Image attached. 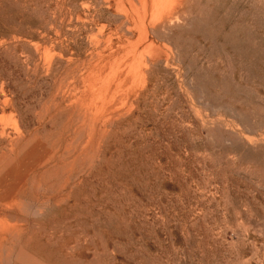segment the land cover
<instances>
[{
  "label": "rangeland",
  "instance_id": "rangeland-1",
  "mask_svg": "<svg viewBox=\"0 0 264 264\" xmlns=\"http://www.w3.org/2000/svg\"><path fill=\"white\" fill-rule=\"evenodd\" d=\"M161 1L0 0L7 264H264V0Z\"/></svg>",
  "mask_w": 264,
  "mask_h": 264
},
{
  "label": "bare ground",
  "instance_id": "bare-ground-1",
  "mask_svg": "<svg viewBox=\"0 0 264 264\" xmlns=\"http://www.w3.org/2000/svg\"><path fill=\"white\" fill-rule=\"evenodd\" d=\"M115 1V0H114ZM141 1V9H143V10H145L146 9V7H147V3H149L150 4V8H151V17H155V16H157V15H159L160 14V12H162V11H160L161 9H160V5L162 4V1L161 0H140ZM180 1V0H179ZM109 2V1H108ZM110 4V3H109ZM125 4V3H124ZM126 5V4H125ZM109 6V5H108ZM107 6V7H108ZM128 7V6H127ZM111 8V7H110ZM126 8V7H125ZM148 8H149V6H148ZM171 8H172V6L170 7V8H168V12H169V10H170V12H171ZM133 11V10H132ZM141 11V10H140ZM146 12V11H145ZM142 15V14H141ZM169 15H170V13H169ZM185 15V14H184ZM172 17V16H171ZM162 18H163V15H162ZM171 20V19H170ZM169 20V21H170ZM172 21V20H171ZM170 21V22H171ZM176 21V20H175ZM61 22V21H60ZM52 24V23H51ZM125 24V23H124ZM170 24H172V22L170 23ZM145 28V27H144ZM101 32H102V30H101ZM93 40V39H92ZM91 41V40H90ZM97 44V43H96ZM48 50V49H47ZM47 50H45L46 52H48ZM50 51V50H49ZM45 52V55L46 54H48V55H51L49 52L48 53H46ZM54 53V52H53ZM55 54V53H54ZM44 54H43V56H45ZM53 55V54H52ZM51 55V56H52ZM62 56V55H61ZM49 57V56H48ZM60 57V56H59ZM52 59V58H51ZM49 60V59H48ZM47 60V61H48ZM147 62V61H146ZM45 63H46V61H45ZM49 63H51L50 61H49ZM49 65V64H48ZM91 70V69H90ZM94 84V83H93ZM97 87V86H96ZM95 87V88H96ZM94 88V87H93ZM103 97H105V96H103ZM3 102V101H2ZM6 102V101H5ZM4 103V102H3ZM61 104V103H60ZM50 105V104H49ZM53 104H51L50 106H52ZM54 105H56V104H54ZM60 107H62V106H60ZM55 108V107H54ZM47 109H48V106H47ZM46 109V110H47ZM65 109H67V108H65ZM61 110H63V112H64V109H61ZM45 111V110H44ZM50 111V110H49ZM55 112V111H54ZM61 112V111H60ZM62 113V112H61ZM46 114V113H45ZM49 114H50V112H49ZM54 117V116H53ZM52 116H51V118H53ZM69 117V116H68ZM73 117V116H72ZM4 118V117H3ZM44 118H45V116H44ZM74 118V117H73ZM54 119V118H53ZM53 119H52V121H53ZM72 119V118H71ZM60 120H61V118H60ZM68 120V119H67ZM9 123V122H8ZM64 123V122H63ZM63 123H62V127H63ZM72 123H73V121H72ZM6 124V123H5ZM5 124H4V126H5ZM68 124V123H67ZM66 124V125H67ZM70 124V123H69ZM1 125V124H0ZM13 125H15V124H13ZM56 125H58V124H56ZM55 125V126H56ZM61 124H59L58 126H60ZM220 125H221V123H220ZM219 125V126H220ZM16 126H17V124H16ZM68 126V125H67ZM15 127V126H14ZM14 127H13V129H14ZM29 127V126H28ZM39 127V126H38ZM65 128H66V126H64ZM69 127V126H68ZM1 128V127H0ZM12 128V127H11ZM16 128V127H15ZM37 128V127H36ZM53 129L55 128V127H52ZM24 129V128H23ZM56 129V128H55ZM54 129V130H55ZM58 129V128H57ZM56 129V130H57ZM94 129V128H93ZM53 130V131H54ZM68 130V129H67ZM66 130V131H67ZM79 130H80V127H79ZM45 131V130H44ZM43 131V132H44ZM58 131V130H57ZM78 131V130H77ZM31 132V131H30ZM37 132V131H36ZM55 132V131H54ZM76 132V131H75ZM235 132H236V130H235ZM234 132V133H235ZM9 133V132H8ZM34 133V132H33ZM53 133V132H52ZM57 133V132H56ZM65 133V132H64ZM64 133H63V135H64ZM77 133V132H76ZM12 134H13V132H12ZM40 134H41V132H40ZM39 134V135H40ZM43 134V133H42ZM54 134V133H53ZM58 134V133H57ZM67 134V133H66ZM75 134V133H74ZM95 134V133H94ZM1 135V134H0ZM49 135V134H48ZM232 135V134H231ZM2 136V135H1ZM0 136V137H1ZM67 136V135H66ZM29 137V136H28ZM50 137V136H49ZM53 137H54V135H53ZM64 137V136H63ZM70 137V136H69ZM74 137V136H73ZM94 137V136H93ZM93 137H92V139H93ZM10 138V137H9ZM33 138V137H32ZM31 138V139H32ZM58 138V137H57ZM66 138V137H65ZM241 138V137H240ZM29 139V138H28ZM63 139V138H62ZM20 140V139H19ZM54 140H55V138H54ZM256 140V139H255ZM25 141V140H24ZM67 141V140H66ZM82 141V140H81ZM86 141H87V139H86ZM86 141H84V142H86ZM95 141V140H94ZM12 142V141H11ZM58 142V141H57ZM59 142H60V140H59ZM251 142V141H250ZM22 143H24V142H22ZM21 143V144H22ZM72 143V142H71ZM81 143V142H80ZM57 144V143H56ZM66 144V143H65ZM89 144V143H88ZM94 144V143H93ZM60 145H62V144H60ZM84 145H85V143H84ZM20 145H18V147H19ZM56 146V145H55ZM81 146V145H80ZM14 147V146H13ZM53 146H51V148H52ZM89 147V146H88ZM25 147H23V149H24ZM57 148V147H56ZM59 148V147H58ZM64 148V147H63ZM62 148V149H63ZM80 148V147H79ZM78 148V149H79ZM18 149V148H17ZM22 149V148H21ZM53 149V148H52ZM6 150V149H5ZM55 150H57V149H55ZM60 150V149H59ZM59 150H57V151H59ZM81 151V150H80ZM85 151V150H84ZM8 152V151H7ZM55 152V151H54ZM17 153V152H16ZM64 153V152H63ZM77 153H80L79 151L77 152ZM83 153V152H82ZM61 154V153H60ZM66 154V153H65ZM9 155V154H8ZM57 155H59V154H57ZM77 155V154H76ZM81 155V154H80ZM79 155V156H80ZM16 157V156H15ZM74 157V156H73ZM78 157V156H77ZM82 157V156H81ZM41 158H42V156H40V155H37L36 153H34V152H27V155L23 158V159H19V164H21V170L20 169H15V171L14 170H12V172L10 173V175H13L14 176V180H13V182L10 184V186L9 187H3L2 189V191H0V203H2V202H6V201H8V202H10V200H12V199H17L18 200V198H16L15 197V193H16V191H17V188H18V185L25 179V177H26V173H27V168L28 167H32L33 165H35V163L36 162H38L39 160H41ZM71 159V158H70ZM76 159V158H75ZM16 160H17V158H16ZM54 160V159H53ZM13 162H15V159H13V158H10V157H5V158H3L2 160H0V173L2 172V170H4L8 165H10V164H12ZM49 162H50V160H49ZM75 162V161H74ZM76 162H78V161H76ZM79 163V162H78ZM77 163V164H78ZM45 164V163H44ZM51 164V163H50ZM50 164H48V165H50ZM74 164V163H73ZM44 166H46V165H44ZM44 166H43V168H44ZM26 167V169H24V170H22V168H25ZM41 169H42V167H40ZM40 169V170H41ZM38 171V170H37ZM36 171V172H37ZM74 173V172H73ZM68 177V176H67ZM28 180H30L29 178H27ZM38 179V178H37ZM32 180H34V179H32ZM74 181V180H73ZM66 182H68V180L66 181ZM2 183V182H1ZM28 183V182H27ZM30 183V182H29ZM72 183V182H71ZM69 184H70V182H69ZM68 184V185H69ZM30 185V184H29ZM34 185V184H33ZM75 185V184H74ZM5 186H6V184H5ZM27 186H28V184H27ZM39 187H40V185H39ZM28 188V187H27ZM66 188H67V186H66ZM30 189V188H29ZM42 189L43 190H45V188H43L42 187ZM70 189V188H69ZM29 191V190H28ZM27 191V192H28ZM46 191H47V189H46ZM45 191V192H46ZM50 191V190H49ZM25 193V194H28V193ZM34 192H36V190L34 191ZM44 192V191H43ZM61 192V191H60ZM59 192V193H60ZM46 194V193H45ZM70 194V193H69ZM38 195V194H37ZM43 195V194H42ZM47 195H48V193H47ZM28 196V195H27ZM27 196H25V197H27ZM39 196V195H38ZM44 196V195H43ZM65 196V195H64ZM19 201H18V207L19 206H21L24 210H32V207L34 208V206H33V202H30L29 201V199L27 200L26 198V200L23 198V199H21V196L19 195ZM53 197H55V196H53ZM42 198V197H41ZM43 198H48V197H46V195H45V197H43ZM50 199V198H49ZM54 199V198H53ZM39 200V199H38ZM43 200V199H42ZM43 201H45V199L43 200ZM47 201V200H46ZM50 201H51V199H50ZM35 202V201H34ZM40 203L42 202V201H39ZM38 202V203H39ZM57 202V201H56ZM21 205H20V204ZM39 203V204H40ZM52 203V202H51ZM48 204V203H47ZM47 204H43L44 205V207L46 206V208L48 207V205ZM13 205V204H12ZM42 205V204H41ZM53 205V204H52ZM39 206V205H38ZM63 206V205H62ZM44 207L42 208L43 210H44ZM36 208H38V207H36ZM45 208V209H46ZM13 209V208H12ZM38 209H40V208H38ZM38 209H37V211H35L36 213L38 212ZM30 210V212L32 213V211H34L35 209H33L32 211ZM41 210V209H40ZM0 211H1V208H0ZM4 212H5V210H3ZM3 211H2V216L4 217V215H5V217L7 216H9V214L8 215H6V214H4L3 213ZM14 212V211H13ZM13 212H10V215H12L13 217L16 215L15 214V212L13 213ZM22 212V211H21ZM29 212V211H28ZM34 212V213H35ZM5 213H8L7 211L5 212ZM31 213H30V215H31ZM34 213H32V214H34ZM35 213V214H36ZM39 213V212H38ZM43 213V212H42ZM0 214H1V212H0ZM13 214H15V215H13ZM34 214V215H35ZM41 214V213H40ZM11 216V217H12ZM18 215H16V217H17ZM29 216V215H28ZM6 217V218H7ZM10 217V218H11ZM16 217H14V218H16ZM30 217V216H29ZM24 219V220H26L27 221V219H25L24 217H23V214H22V217H21V219ZM43 218V217H42ZM0 219H1V217H0ZM18 219H20V217L18 216ZM21 219H20V221L19 220H17V219H11V221L12 220H17L18 222H21L22 223V221H21ZM28 219H30V218H28ZM7 220V219H6ZM8 220H9V217H8ZM23 220V222H25ZM10 221V220H9ZM33 221V220H32ZM75 221V220H74ZM2 222V221H1ZM5 222V221H4ZM13 222V221H12ZM31 222V221H30ZM36 222V221H35ZM35 222H33V224H35ZM27 223V222H26ZM4 224V223H3ZM28 224V223H27ZM32 224V225H33ZM23 225H25V224H23ZM7 227H9V226H7ZM7 227H6V230H8L7 229ZM32 227V226H31ZM23 228H25V227H23ZM22 228V229H23ZM34 228V227H33ZM32 228V229H33ZM50 228V227H49ZM19 229V228H18ZM17 229V230H18ZM27 229V226H26V228H25V230ZM38 229V228H37ZM31 230V229H30ZM30 230H28V231H30ZM34 231V230H33ZM73 231V230H72ZM9 232V231H8ZM18 233V231H15L14 230V232H13V235H14V233ZM26 232V231H25ZM61 232H62V230H61ZM2 233V232H1ZM0 233V234H1ZM3 233H4V231H3ZM2 233V234H3ZM27 233V232H26ZM25 233V234H26ZM29 233H31V231L29 232ZM68 233V232H67ZM4 234H7V232L6 233H4ZM9 234V237L11 236V234H12V232H11V234H10V232L8 233ZM35 234V233H34ZM26 235H28V234H26ZM30 235H32V234H29V236ZM23 237V236H22ZM2 238H3V236H2ZM7 238V237H6ZM11 238V237H10ZM23 238H25V237H23ZM23 238H21V239H23ZM28 238H30V237H28ZM32 238H33V236H32ZM31 238V239H32ZM1 239V238H0ZM8 239V238H7ZM27 238H25V240H26ZM30 239V241H33V240H31ZM61 239V238H60ZM79 239V238H78ZM2 241V243L4 242V240H0V242ZM5 241H6V239H5ZM14 241V240H13ZM21 241V240H20ZM24 241V240H23ZM75 241V240H74ZM22 242V241H21ZM21 242H19V244L21 245ZM29 242V241H28ZM23 243V242H22ZM31 242H29V244H30ZM15 244H17V242L15 243ZM25 244V243H24ZM28 244V243H27ZM28 244V245H29ZM32 244V243H31ZM5 245H6V243H5ZM4 244H0V264H7L8 263V261L10 260V247L12 246H10V247H7V245L5 246ZM22 246V245H21ZM21 246H19V247H21ZM24 246H27V245H24ZM24 246H23V249H24ZM31 246V245H30ZM29 246V247H30ZM18 247V246H17ZM19 247H18V249H19ZM28 247V248H29ZM32 247V246H31ZM16 248V247H15ZM22 248V247H21ZM25 248H27V247H25ZM34 248V247H33ZM33 248H31V250L33 249ZM22 249V250H23ZM15 250V249H14ZM17 250V249H16ZM22 250H20V252H22ZM31 250L29 249L28 250V252L29 253H31ZM24 251H25V249H24ZM24 251H23V253H24ZM26 251H27V249H26ZM25 251V252H26ZM32 251H34V250H32ZM18 252V251H17ZM14 253H16V251L14 252ZM27 254V253H26ZM32 254H33V252H32ZM34 254H36V253H34ZM33 254V255H34ZM13 255V254H12ZM11 255V259H12V256ZM14 255H16V254H14ZM27 255H29V254H27ZM27 255L25 256V254H21V253H19L15 258H16V260L15 261H19V262H21L22 264L23 263H25V264H30L31 262H33V260H31L29 257H27ZM37 255V254H36ZM35 256V255H34ZM33 256V257H34ZM35 257H37V256H35ZM38 257H39V255H38ZM35 258V261L37 262L38 260H39V258ZM14 258V259H15ZM41 258V257H40ZM40 260H43L42 258L40 259ZM38 261L39 262V264H40V262L41 261ZM13 261V260H12ZM12 261H11V264H12ZM15 261H13L14 263H15ZM44 261H46V260H44ZM44 261H43V263H44ZM16 262V263H17ZM43 263H41V264H43ZM31 264H33V263H31ZM37 264V263H36ZM44 264H46V263H44Z\"/></svg>",
  "mask_w": 264,
  "mask_h": 264
}]
</instances>
